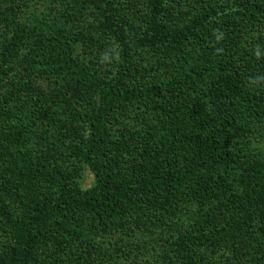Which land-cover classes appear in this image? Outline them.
I'll return each mask as SVG.
<instances>
[{"label": "rangeland", "instance_id": "rangeland-1", "mask_svg": "<svg viewBox=\"0 0 264 264\" xmlns=\"http://www.w3.org/2000/svg\"><path fill=\"white\" fill-rule=\"evenodd\" d=\"M104 4L126 68L98 0H0V264L34 203L93 188L83 153L106 85L109 193L189 172L214 141L219 163L104 213L58 204L29 264H264V0Z\"/></svg>", "mask_w": 264, "mask_h": 264}, {"label": "trees", "instance_id": "trees-1", "mask_svg": "<svg viewBox=\"0 0 264 264\" xmlns=\"http://www.w3.org/2000/svg\"><path fill=\"white\" fill-rule=\"evenodd\" d=\"M163 1L164 0H151L154 16H158L164 11L162 5ZM98 2H100L105 10V12H103V21L106 31L111 34L114 41L123 49V61L126 64L123 68H126L130 48L127 37L121 31L119 23L115 21L116 19L109 15V11H107V7L104 4L105 0H98ZM189 31H191L190 28L182 33H187ZM177 37L178 36H172L167 39L161 36L160 39L165 43L168 42V44L175 45L179 43L178 41L175 42ZM149 41L143 38V36L139 40H136L139 44L148 43ZM112 87L113 86L106 85L101 94L100 110L91 122L90 134L86 140V149L83 153V158L87 162V167L91 170L94 177L93 188L87 191H71L60 200L48 198L34 203L29 220L18 228L17 238L7 250L6 264H29L28 255L39 246L43 227L50 219L51 215L54 214V207L58 204L63 207L76 206L93 214L104 213L110 209L121 207L124 204L123 201L127 200L133 190L139 193L151 194L162 189L179 188L188 181H193L202 171L209 172L212 166L219 163L217 157L218 142L214 141L211 142L201 162L189 172L173 173L168 171L159 175L147 177L142 184H139L134 189L123 185L115 188L113 195L109 193L107 188L109 184V171L104 166L99 153L101 152L100 145L106 133L105 118L112 111L118 99L116 91ZM124 97H127L126 94ZM232 120L225 124L229 126L232 125ZM219 139H221L220 136ZM12 227H14L15 230L18 226L12 225Z\"/></svg>", "mask_w": 264, "mask_h": 264}]
</instances>
